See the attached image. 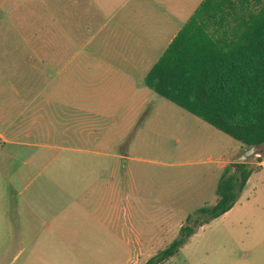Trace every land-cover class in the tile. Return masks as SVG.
<instances>
[{
    "label": "rangeland",
    "instance_id": "rangeland-1",
    "mask_svg": "<svg viewBox=\"0 0 264 264\" xmlns=\"http://www.w3.org/2000/svg\"><path fill=\"white\" fill-rule=\"evenodd\" d=\"M78 1L81 6L71 0H46L47 95L58 100L48 101L46 119L21 121L31 132L23 138L28 145L22 149L31 157H43L44 176L58 173V194H101L102 183H86L90 176H97L98 169L76 166L94 160L110 166L104 172L117 181V188L126 184L139 192L135 199L129 189L126 202L115 201L117 223H113L109 239L105 232L102 244L94 245L89 240L87 246L78 241L64 244L58 235V248L31 246L29 254V249H21L4 264H145L178 237L187 216L194 215L201 206L215 204V186L223 173L217 168L218 161L238 147L239 153L246 149L239 141L157 95L143 82L146 70L200 0ZM70 6H78L77 11L84 15L77 24L71 20ZM70 51L77 54L73 60ZM66 64L68 67L61 72L58 65ZM108 65L126 69L133 76L137 96L130 95L123 109L139 107L142 98L137 93L143 87L147 91L144 100L156 99L154 103L147 102L152 108L151 116L142 120L135 134L123 129L124 120L107 117L91 123L103 124L97 136H89L87 129L72 135L73 128L88 121L86 114H80L83 119L79 121L72 119L73 97L80 90L72 89L71 81L100 79L107 73L113 79L124 80ZM156 112L157 117L152 119ZM102 146L126 156L83 151ZM260 150L264 151V145ZM236 157H229L227 165L236 163ZM258 157L259 154L252 155L246 162ZM44 176L38 175L37 179ZM164 264H264V167L253 175L230 210L197 227Z\"/></svg>",
    "mask_w": 264,
    "mask_h": 264
},
{
    "label": "crops",
    "instance_id": "crops-1",
    "mask_svg": "<svg viewBox=\"0 0 264 264\" xmlns=\"http://www.w3.org/2000/svg\"><path fill=\"white\" fill-rule=\"evenodd\" d=\"M78 2V0H71V3ZM78 6H81V3ZM78 6L76 9L70 6L73 18L71 20L76 24L84 17L83 13L80 14L77 11ZM46 14V0H0V264H4L3 261L7 258L12 257V260L21 249L23 251L29 249V254L31 246L58 248V235L64 244L78 241L87 246L88 240L94 245L102 244L100 240L104 239L105 232L109 239V233H112L115 228L113 223H117L114 219L115 213L118 214L115 201L126 202L129 189L135 199L139 192L136 188H127L126 184L117 188V181L112 176H106L104 172L105 169L109 170L110 166L105 167L104 162L94 160L86 164L77 163L76 166H82L84 169V165H87L98 169L97 176H90L91 180L88 179L86 183H102L101 194H58V173L51 172L44 176L45 173H42L41 169L43 157L39 154L31 157L25 154V149H22L28 145L23 138L29 137L31 132L21 121L40 120L44 117L46 119L48 110L46 105L48 101L55 98L47 95ZM32 27L34 30H31ZM71 35L73 38L74 33ZM59 52L58 50V54ZM70 53L73 60L77 54L71 51ZM58 67L62 72L68 65H58ZM150 67L143 75V82ZM107 68L120 73L121 79L124 80L113 79V75L106 72L107 74L100 79L71 81L70 87L80 90L77 92L78 96L73 97L75 100L72 104L74 106L72 119L79 121L83 119L79 115L86 114L88 121L85 124L81 123V128L79 124L78 128H73L72 135L78 132L82 134L81 130L87 129L89 136H97V130L103 124L101 126L98 122L94 125L91 123L101 118L107 119V117L115 121L124 120L126 124L123 129L126 128L129 130L128 133L135 134L142 120L151 116L152 108L147 105V102L154 103L156 99L144 100L147 99L144 97L147 91L144 92L143 87L137 93L142 98L137 104L139 107L134 106L130 108V111L123 109L126 102L131 99L130 95L137 96L136 87L132 83L133 76L127 73L126 69L111 65ZM55 99L58 100L57 97ZM157 115L158 112L154 113L152 119H155ZM76 149L81 150L80 147ZM83 151L116 158L126 156L113 154L108 149H104V146ZM238 153L239 147L232 154L220 159L217 168L223 171L228 164V158L233 155L238 156L240 154ZM208 160L211 161L210 155ZM72 162L73 165L76 164L75 160ZM249 162H247L248 166L254 169L244 187L249 185L253 175L264 167L263 157L261 160L257 158ZM38 175L44 177L37 179ZM34 180L37 181L33 187H30ZM117 189L120 190L119 194L115 193ZM58 201L62 203L58 205ZM123 210L125 215V205ZM100 233H102L101 237ZM17 249L18 252L15 253Z\"/></svg>",
    "mask_w": 264,
    "mask_h": 264
},
{
    "label": "trees",
    "instance_id": "trees-1",
    "mask_svg": "<svg viewBox=\"0 0 264 264\" xmlns=\"http://www.w3.org/2000/svg\"><path fill=\"white\" fill-rule=\"evenodd\" d=\"M147 87L245 148L264 145V0H201L144 77ZM264 156L259 151L258 160ZM227 165L213 205L145 264H164L197 227L228 211L253 167ZM232 167L234 169H232Z\"/></svg>",
    "mask_w": 264,
    "mask_h": 264
},
{
    "label": "water",
    "instance_id": "water-1",
    "mask_svg": "<svg viewBox=\"0 0 264 264\" xmlns=\"http://www.w3.org/2000/svg\"><path fill=\"white\" fill-rule=\"evenodd\" d=\"M260 146L252 145L244 149L236 158L237 162H246L249 157L255 154H259Z\"/></svg>",
    "mask_w": 264,
    "mask_h": 264
}]
</instances>
